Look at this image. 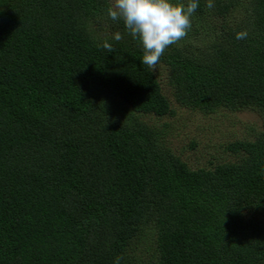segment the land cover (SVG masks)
Wrapping results in <instances>:
<instances>
[{"label":"trees","instance_id":"1","mask_svg":"<svg viewBox=\"0 0 264 264\" xmlns=\"http://www.w3.org/2000/svg\"><path fill=\"white\" fill-rule=\"evenodd\" d=\"M110 5L0 0V264H264V0H199L157 63L178 105L259 117L197 168L143 119L175 111Z\"/></svg>","mask_w":264,"mask_h":264},{"label":"rangeland","instance_id":"2","mask_svg":"<svg viewBox=\"0 0 264 264\" xmlns=\"http://www.w3.org/2000/svg\"><path fill=\"white\" fill-rule=\"evenodd\" d=\"M109 1L113 3V0ZM194 26L199 27V24L192 22L191 28ZM191 28L185 37L177 41L178 43L189 37ZM205 40L203 36L196 37V41ZM155 71L175 113L161 117L148 114L143 115V119L163 131L165 142L191 168L209 166L210 162L214 163L216 158L218 160L227 158V154L222 151V145L225 142L247 136L250 132L249 127L252 125L260 127L259 117L251 110L231 111L218 108L212 113L205 114L197 109L178 105L167 83L166 67L158 64ZM191 142L195 145L191 146ZM250 215L255 216L254 213Z\"/></svg>","mask_w":264,"mask_h":264},{"label":"clouds","instance_id":"3","mask_svg":"<svg viewBox=\"0 0 264 264\" xmlns=\"http://www.w3.org/2000/svg\"><path fill=\"white\" fill-rule=\"evenodd\" d=\"M207 7L214 6V0H206ZM199 6V0H113L105 10L113 22H122L124 32L138 41L143 51L140 62L155 70L165 49L187 35L191 28V17ZM246 30L238 31L236 39H244ZM122 33L113 32L112 39L121 40ZM111 52L112 45H102ZM121 258H114L113 264H120Z\"/></svg>","mask_w":264,"mask_h":264}]
</instances>
